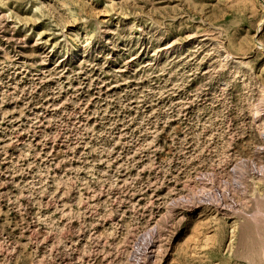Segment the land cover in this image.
Listing matches in <instances>:
<instances>
[{"label": "rangeland", "instance_id": "374dc122", "mask_svg": "<svg viewBox=\"0 0 264 264\" xmlns=\"http://www.w3.org/2000/svg\"><path fill=\"white\" fill-rule=\"evenodd\" d=\"M0 264H264V0H0Z\"/></svg>", "mask_w": 264, "mask_h": 264}]
</instances>
